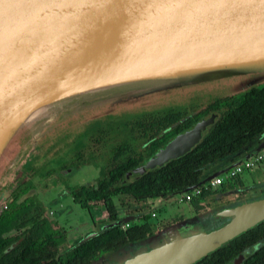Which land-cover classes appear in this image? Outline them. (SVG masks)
Wrapping results in <instances>:
<instances>
[{
    "label": "water",
    "instance_id": "95a60500",
    "mask_svg": "<svg viewBox=\"0 0 264 264\" xmlns=\"http://www.w3.org/2000/svg\"><path fill=\"white\" fill-rule=\"evenodd\" d=\"M263 32L264 0H0V153L27 111L87 88L161 71L165 77L177 78L171 83L179 86L191 78L223 79L241 74L250 75L245 77L247 88L262 84L264 36L233 48H225L221 39ZM207 42L208 46L220 47L198 54L196 51L204 49L202 44ZM169 56L177 60L156 69L75 84L120 67ZM167 69L174 71L165 72ZM162 86L166 84H150L122 98L102 100L97 106L103 111L148 107L150 101L143 106L140 100ZM215 119L213 113L198 120L132 172L141 174L144 169L181 156L202 138ZM262 148L264 135L224 170L170 195L203 184L207 178L224 173ZM219 215L227 220L209 229H203L202 216L198 214L159 226L155 229L157 242L121 264H194L263 221L264 197L225 208ZM138 216H118L82 236L75 245L109 228L128 224ZM241 258L242 254L235 263Z\"/></svg>",
    "mask_w": 264,
    "mask_h": 264
},
{
    "label": "trees",
    "instance_id": "16d2710c",
    "mask_svg": "<svg viewBox=\"0 0 264 264\" xmlns=\"http://www.w3.org/2000/svg\"><path fill=\"white\" fill-rule=\"evenodd\" d=\"M199 105L169 108L161 114L137 113L140 109L126 110L125 113L118 108L103 111L97 106L85 115L96 122L95 130L89 141L86 138L79 143L80 148L71 152L64 151L60 162L54 166L50 164V160L39 165L35 159L24 162L18 174L20 180L8 193L12 201L7 202V205L11 209L0 217V264H91L102 254L122 250L129 243L149 237L155 227L149 221L153 211L148 207V200L165 198L199 183L206 177L204 168L245 151L248 146L257 144L264 135V83L250 86L238 95L212 98L202 108ZM212 113L217 114L215 121L188 151L161 166L144 169L141 174L135 173L130 181H124L126 173L144 164L175 135L191 128L200 118ZM107 117H111V121L118 119L119 122H103V118ZM113 127L115 132L108 141L106 135L113 131ZM114 139V144L103 147ZM105 151L107 156L100 157ZM98 159L101 161L99 165L96 163ZM86 163H92L99 168V176L90 184L68 185L75 204L87 210L91 204L100 203L106 212V223L119 216L115 206L116 198L126 214L140 216L129 222L124 229L119 226L109 228L79 245L64 249L59 254L58 251L63 246L58 245V241L50 235L52 230L49 222L30 218L26 220L30 225L27 230L30 235H24L22 242L15 249H10L9 240L1 235L8 229L19 226L21 217L27 216L31 211L35 196L23 197L18 203L14 201L38 183L54 180L62 171ZM227 182L228 189L235 190L236 194L244 189L238 175L228 178ZM198 187L199 195L190 199L198 215L204 214L212 201L224 200L217 189L205 187L204 183ZM216 193L219 195L216 196ZM164 226L166 224L161 227ZM41 233L44 234L37 236ZM39 237L44 239L43 243L30 244ZM241 253L244 254L242 264H264V220L194 264H234ZM47 258L46 263H40Z\"/></svg>",
    "mask_w": 264,
    "mask_h": 264
},
{
    "label": "rangeland",
    "instance_id": "374dc122",
    "mask_svg": "<svg viewBox=\"0 0 264 264\" xmlns=\"http://www.w3.org/2000/svg\"><path fill=\"white\" fill-rule=\"evenodd\" d=\"M167 71L173 73L174 69H167L165 72ZM252 75L255 76L254 74ZM165 76L167 75L161 71L155 74L151 73L138 76L126 81L120 80L94 88H87L27 111L25 116L21 118V122L12 134L7 146L3 152L0 153V209L2 208V201L6 196V190L12 188L20 180L18 174H20L19 170L24 162L35 159L37 165H39L46 160H50V164L54 166L60 162L61 152H71L81 147L79 143L85 140L87 135H85V133L80 135V132L87 122L93 120V118H88L85 115L94 110L98 102L110 98H122V96L130 95L150 84L151 87L166 84V86L160 87L158 91L156 90L151 93V96H146L140 100L143 106H146L144 103L151 102L150 106L141 107L140 111L148 109H162L163 111H167L169 108H188L191 105L195 106L211 100L212 98L228 94L238 95L247 88L245 77L250 78V75L244 76V74L224 77L223 79H218V77L214 76L206 79L191 78L187 83L179 86L171 83L176 82V80H173L177 78H168ZM122 112L125 113L126 110H122ZM151 112L157 113V110ZM82 117H84V120H88L79 123L77 126H75V124L71 125L74 120H78ZM189 122H192V120L189 119ZM112 130L113 131L106 135L107 140L112 138L115 132L114 127ZM206 131L207 129L205 132ZM114 141H116V139L110 141L103 147L107 148L114 144ZM106 156L107 152L105 151L100 157L103 158ZM263 161H261V163ZM100 162L101 161L98 159L96 163L99 165ZM214 165L215 163H212L204 169L209 170ZM98 169L99 168L92 163L82 164L76 168H68L67 171L61 172V175L56 179H50V181L46 180L44 184L47 189L40 190L36 188L34 192L35 197L41 200L42 205L46 208L50 216L56 217V219L60 220L65 225H70L67 235L70 236L71 239H75L79 236L81 230L94 218L103 221L97 223L95 227L105 223L103 217V219H99L98 217L105 212L100 203L95 204L91 208L90 213L92 215L90 214L91 216H89L86 210L81 209L70 200L68 192L64 188L67 185L74 186L94 182L99 176ZM134 175L135 174H126L124 176V181H130ZM244 182H246V185L243 191L232 195L230 199L233 201L232 204L230 205L229 202H226L228 205L225 207H234L243 202L254 201L264 197V170L260 177H245ZM176 197L177 195H170L165 198L148 200V207L155 214V217H151L150 215L149 221L151 223L159 222L162 225L181 221L182 219L175 218L174 216L178 213V210H183L186 205L185 203H177ZM114 200L116 209L121 213L122 207L119 201L116 198H114ZM224 201H212L210 203L211 206L207 208L206 212L199 215L202 216L200 220L203 229H209L226 220L224 215L217 216L216 213H214L219 210L221 205H224L222 204ZM72 227L78 230L71 229ZM158 229L159 227L156 228V230ZM157 240L158 237L156 231H154L146 239L137 242L136 245L132 244L125 249L108 253L107 259L120 262L132 256L136 251H146L148 247L155 244Z\"/></svg>",
    "mask_w": 264,
    "mask_h": 264
},
{
    "label": "flooded vegetation",
    "instance_id": "af4514ba",
    "mask_svg": "<svg viewBox=\"0 0 264 264\" xmlns=\"http://www.w3.org/2000/svg\"><path fill=\"white\" fill-rule=\"evenodd\" d=\"M204 103H206V102H204ZM204 103H200V105H199V107L200 108H202L203 107V104ZM153 110H157V114H161V113H163V112H165V111H163L162 109L161 110H158V109H148V110H142V111H137V112H142V113H145V112H151V111H153ZM161 111V112H160ZM152 113V112H151ZM153 113H156V112H153ZM213 114V113H212ZM211 114V115H212ZM216 114V113H215ZM210 116V115H209ZM209 116H204V117H202V118H200V119H203V118H207V117H209ZM216 117H217V114H216ZM110 118L111 117H107V119H104L103 118V122H110L111 120H110ZM83 118H80V119H78V120H74L72 123H71V125L72 124H75V126H77L79 123H82V122H84L85 120H88V119H83ZM111 122H114L115 124L116 123H118L119 122V120L117 119V120H112ZM95 121L94 120H91L90 122H87L86 123V125L83 127V129L81 130V132H80V135L81 134H84L85 133V135H87V140L89 141V137H91V134L92 133H94V130H95ZM85 139H86V137H85ZM64 152V151H63ZM63 152H61V154L60 155H62V153ZM77 167V166H76ZM76 167H73V168H76ZM72 168V167H71ZM70 168V169H71ZM68 169H66L65 171H67ZM62 172H64V171H62ZM61 174V173H60ZM126 174H135V173H133V172H128V173H126ZM125 174V175H126ZM45 182H41V183H38L37 185H38V187H37V185L33 188V189H30L29 191H27L21 198H19V199H17V200H15L14 201V203H18V202H20L22 199H23V197H27V196H29V195H33V196H35V194H34V192L36 191V188H38V189H40V190H45V189H47L46 188V185L44 184ZM88 184V183H87ZM15 186V185H14ZM13 186V187H14ZM12 187V188H13ZM12 188H10L9 190H6V196H5V198L3 199V201H2V208L0 209V217H1V214L2 213H4V212H8V211H10V209H11V207L9 206V205H7V202L9 203V202H11L12 200H11V198L8 196V193L11 191V189ZM66 190H67V192H68V196H69V198H70V200L72 201V198H71V196H70V193H69V189H68V185L66 186V187H64ZM231 197L232 196H230V197H224V205L221 207L222 208V210L223 209H225V208H230V207H225V206H227L228 204L226 203V202H229V204L231 205L232 204V200H230L231 199ZM33 201H34V205L32 206V208H31V211L29 212V214H27V216H22L21 217V219H20V221H19V226L17 227V228H15V227H12V228H10V229H8L7 231H5V232H3L2 233V235H1V237L2 238H7L8 240H9V248L10 249H15L16 247H17V245L20 243V241L22 242V240L24 239V235L25 236H27V235H30V232L29 231H27L28 229H29V227H30V225H29V223L28 222H26V220L27 219H30V218H36V219H40V220H45L46 222H49V228H50V230H52L51 232H49L50 233V235L54 238V240H56V241H58V245H61V246H63V248H61L60 247V249H59V251H58V254L59 253H62L63 251H64V249H66V250H68V249H70V248H72V247H74V246H76V245H79V244H76L75 245V243L78 241V239H80L82 236H84V235H88V234H91L94 230H96L97 228H98V226L97 227H95V222H94V219L93 220H91L90 221V223L89 224H87L86 226H85V228L84 229H82L81 230V232H80V234H79V236H77L75 239H71V237L70 236H68L67 235V233H68V230H69V228H70V225H65V224H63V222H61L60 220H58V219H56V217H54V216H50L48 213H47V210H46V208H44V206L42 205V202H41V200H38L36 197H35V199H33ZM73 202V201H72ZM74 203V202H73ZM226 203V204H225ZM95 204H91L90 205V207L86 210V209H84V210H86L87 212H88V214H89V216H91L92 214L90 213V210H91V208L94 206ZM220 210V209H219ZM221 211V210H220ZM220 211H215L214 213H216V215L217 216H219V212ZM38 213V214H37ZM40 213V214H39ZM91 214V215H90ZM226 217V216H225ZM226 220H227V217H226ZM101 226V225H100ZM154 227H155V229L157 228V227H159V225H157V224H154ZM79 228V227H78ZM71 229H75L76 231L78 230L77 228H75V227H72ZM154 229V230H155ZM44 233H41V234H38L37 236H42ZM89 240V239H88ZM44 242V239L43 238H41V237H39V238H37V239H34L30 244H33V243H43ZM136 243L137 242H135V243H129V244H127L126 246H124L122 249H125V248H127L129 245H132V244H135L136 245ZM81 244V243H80ZM8 248V249H9ZM119 250H121V249H119ZM119 250H116V251H119ZM116 251H114V252H116ZM135 251V250H134ZM249 251H251V248L249 249ZM137 252V251H136ZM107 254L108 253H105V254H102V255H100V257H98L95 261H93L91 264H121L122 262H123V260L122 261H120V262H114V261H112V260H108L107 259ZM242 254V258L244 257V254L243 253H241ZM109 255V254H108ZM240 255V254H239ZM242 258H241V260H242ZM238 259V257L236 258V260ZM236 260L234 261V264H238V263H235L236 262ZM240 260V264H242V261ZM44 261H45V263L48 261V258L47 259H42L41 260V262L40 263H44Z\"/></svg>",
    "mask_w": 264,
    "mask_h": 264
},
{
    "label": "crops",
    "instance_id": "0c3cea01",
    "mask_svg": "<svg viewBox=\"0 0 264 264\" xmlns=\"http://www.w3.org/2000/svg\"><path fill=\"white\" fill-rule=\"evenodd\" d=\"M253 148V146H248L245 151L243 152H240L238 153L237 155H234L232 157H227V158H224L220 161H216L215 162V165L212 166L209 170H206L204 169V172L206 174V176L212 174L213 172H220L222 170H224L225 168H227L229 166V164H231L232 162L236 161V160H239L240 158H242L247 152H249L251 149ZM264 160V159H263ZM262 160V161H263ZM264 170V161L261 163H258L256 165V167L254 166L253 168H249V169H243L242 172L240 174H238V176L240 177V180L242 182V188H245V183L244 180H245V177H248L250 178L251 176H258L260 177V175L262 174ZM220 174H223V173H220ZM227 179L228 178H224L222 183L219 185V186H216L214 189H217L218 192H220V194L223 196V197H230L232 195L235 194V190H231V189H228V182H227ZM223 189V191L221 192V190ZM191 201V200H190ZM184 202L186 207H184V209H180L178 210L177 214L174 216L175 218H179V219H186L188 217H191L192 215H194L195 213V210L193 208V206L191 205L192 203L191 202ZM182 204V203H181ZM223 204V203H222ZM223 205H221L222 207ZM221 207L219 208L221 210ZM118 211V210H117ZM219 211V210H218ZM153 213V216L151 217H155V214L154 212ZM119 216L125 214L124 210L121 208V213L118 212ZM151 214V213H150ZM99 219H106V212H103L101 215L98 216ZM103 217V218H102ZM94 222H95V225L99 222H103L101 220H96V218H94ZM154 224H157L159 225L160 227L163 226L161 223L159 222H154Z\"/></svg>",
    "mask_w": 264,
    "mask_h": 264
},
{
    "label": "bare ground",
    "instance_id": "6f19581e",
    "mask_svg": "<svg viewBox=\"0 0 264 264\" xmlns=\"http://www.w3.org/2000/svg\"><path fill=\"white\" fill-rule=\"evenodd\" d=\"M263 36H264V32L261 34L260 33H252V34L249 33V34H244V35H240V36L226 37L224 39H221V41L225 42V48H233L236 46L245 45L246 42H244V41H249L250 39H252V40L258 39V38L263 37ZM215 42H218V41H215ZM209 43L210 42L202 44V46L205 48L200 49L196 52L198 54H201L204 52L212 51V50L220 47L219 45L213 46V47H211L212 45L208 46ZM213 44L216 45L215 43H213ZM173 58L174 57L169 56L167 58H162V59L160 58V59L145 60V61H142L140 63L138 62L137 64H133V65L124 66V67L114 69L112 71H109L108 73H103L102 75L95 77L93 79L87 80V81H82V79H80L75 84L80 85V84H83V83L88 82V81L105 80V79H109L111 77L113 78V77L122 76V75H125L128 73L139 72L141 70L160 68L161 66L169 65L170 63H172V61L177 60V59H173Z\"/></svg>",
    "mask_w": 264,
    "mask_h": 264
},
{
    "label": "built area",
    "instance_id": "2783aa9c",
    "mask_svg": "<svg viewBox=\"0 0 264 264\" xmlns=\"http://www.w3.org/2000/svg\"><path fill=\"white\" fill-rule=\"evenodd\" d=\"M263 159H264V148L256 152L251 157L241 161L239 164L229 168L223 174H218L207 178L206 181L204 182V186L214 189L216 186H219L222 183L224 178H230L235 175H238L242 172L243 169L253 168ZM199 193H200V188L198 186L193 187L188 191H184L178 194L176 197V202L179 204L184 202H189L193 196H197L199 195ZM151 216H153V213H151ZM125 227H127V224L122 225L120 228L124 229Z\"/></svg>",
    "mask_w": 264,
    "mask_h": 264
}]
</instances>
